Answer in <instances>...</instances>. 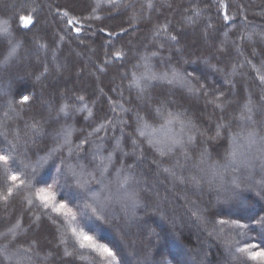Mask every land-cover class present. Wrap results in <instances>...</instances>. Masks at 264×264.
I'll return each mask as SVG.
<instances>
[{
	"label": "snow or ice",
	"instance_id": "1",
	"mask_svg": "<svg viewBox=\"0 0 264 264\" xmlns=\"http://www.w3.org/2000/svg\"><path fill=\"white\" fill-rule=\"evenodd\" d=\"M136 3L137 0H93L89 15L82 17H70L72 9L60 5H56L53 13L52 5H45L44 0H5L0 8V210L4 213L0 215L3 228L0 264H84L85 261L88 264H133L134 259L137 264H149L147 256L139 258L134 244L127 246L132 249L128 251L121 242L106 240L101 233L104 227L115 226L124 235H130L133 227H140L138 213L149 207L147 201L155 196L153 207H160L162 198L156 184L161 176L172 189L181 186L195 193L207 186L208 191H216L218 203L227 202L220 201L219 196L229 191L237 197L242 183L255 186L257 196L264 200V119H257L264 108V74L261 73L264 64L258 68L251 60H245L234 63L230 72L210 65L213 71L225 73V83L230 89L236 88L230 77L243 76L245 67L250 66L261 89L259 103L254 104L251 95L229 101L225 92L210 88L206 78L196 77L194 73L182 74L170 64L165 71H155L152 61L160 56L164 42L179 44L186 34L175 30L172 19L167 16L152 25L151 43L156 45L155 51L149 53L145 46L143 54H139L138 49L133 52L131 39L121 43L115 51H108L130 31H135L140 21H150L153 12L160 14L161 9L166 8L172 13L179 12L186 28L195 30L204 24L200 39L219 40L215 53L223 59L228 52L227 34L220 39L219 29L210 20L205 23V13L214 5L226 25L233 18L228 14L230 5L226 0H187L184 6L182 0L173 7V0H143L137 8ZM45 6L65 24V28L60 29L65 35L75 33L79 37L87 29L90 37L97 33L107 37L102 45L104 58L92 65L91 75L97 81L110 65L124 69L119 72L121 83L111 88L112 93H118V99L99 85L92 93L107 99L103 116L96 114V100L89 103L84 94L86 89L61 88L60 75L65 66L60 61V52L65 35H60L58 40H48L39 30L33 32ZM102 8L115 9L116 15L131 9L124 21L128 26L118 31L108 26L93 30L89 21L105 19L100 15ZM238 9L243 16L242 28L231 43L241 55L245 42L264 41V31H251L245 6L241 4ZM157 41L163 42L156 44ZM80 43L83 44V40ZM183 51V48L176 49L178 53ZM211 58L209 55L204 62L208 63ZM133 59L135 63L131 62ZM83 71L79 70L78 75ZM45 81H49L46 87ZM157 82L182 89L181 99H203L204 112L209 107L211 115L219 111L221 115L213 135H207L213 131L211 123L206 130L198 128L196 117L177 100L153 96L150 90ZM37 85L42 88L41 98L39 106L34 107ZM47 89L51 92L46 95ZM125 90L130 94L128 98L124 96ZM134 102L135 112L132 107L124 106ZM228 107H233L234 111L226 120ZM129 114L135 123L134 134L126 131L131 127L125 118ZM81 115L85 122L95 123V127L89 123L92 130L75 143L74 122H78L77 117ZM117 129L120 138L110 137L109 132L115 133ZM80 131L83 133L84 129ZM127 135H131L132 151L122 153L121 165L117 168L113 158ZM225 138L227 147L221 155L218 150L222 145L215 142ZM113 140L117 141L116 147L105 155L108 151L105 143L111 144ZM37 141H50L51 146L45 143L36 147ZM198 142L202 146L194 157L192 152ZM144 143L155 154L148 171L141 167L146 160ZM90 144L96 145L91 152ZM137 149L140 150L138 156ZM213 151L220 156L219 160L212 159ZM131 156L136 157L134 163H125L123 158ZM137 168L141 170L137 172ZM14 200L19 201L21 211L12 223L9 206ZM189 208L191 216L210 229V236L231 237L224 239L221 264H264V206H260L258 200L247 203L237 200L227 218L223 213H208L196 201H190ZM25 215L29 219L27 227L23 224ZM45 218L50 226L45 225ZM29 233H32L31 238ZM204 264H210L207 254Z\"/></svg>",
	"mask_w": 264,
	"mask_h": 264
},
{
	"label": "trees",
	"instance_id": "2",
	"mask_svg": "<svg viewBox=\"0 0 264 264\" xmlns=\"http://www.w3.org/2000/svg\"><path fill=\"white\" fill-rule=\"evenodd\" d=\"M5 0H0V8L3 7ZM10 2V0H7ZM143 0H137L136 7H140V3ZM182 0H173V7L181 3ZM230 5L228 14L233 17L230 21H223L222 14L218 12L216 7L213 5L211 11L205 13V23L210 22L216 29H219L220 39L225 38L227 34L228 39V52L223 56V59H219L215 53V46L219 44V40L202 41L200 39V33L203 31L204 24H201L198 29L186 28L181 23L180 13H172L168 9H161V13H152L151 20L140 21L135 31H130L127 36L123 37L122 41H117L115 47L109 49L111 53L115 51L121 43L131 39L132 49L135 52L139 50V54L145 52V46L147 51L151 53L155 51L156 45L151 43V28L158 20L162 21L165 16L172 19V23L175 30H183L186 34L180 39L179 44L165 43V47L160 53L158 58L153 59L152 63L155 65V71H165L169 64L175 67L182 74L194 73L196 77L206 78L207 84L212 89H219L225 92L229 101L235 102L240 100L241 97H247L251 95L253 103H259V97L261 89L257 86L258 81L255 80L256 73L250 70V66H246L244 69V75H237L230 77L234 79L236 88L230 89L229 85L225 83L226 76L224 72L213 71L210 65H215L218 68L226 69L231 71L234 63L239 64L245 60H251L258 68L264 64V41L257 40L255 44L245 42L242 47V54L238 55L236 49L232 46V41L236 40L240 34L242 28L243 16L239 13L238 6L243 4L245 6L246 15L248 18V24L253 32L264 31V0H226ZM45 5H52V12H55L56 5L62 7H70V17L75 16H88L90 13V5L93 0H44ZM184 6H187V0H183ZM159 7V4L157 5ZM131 9L128 12H124L122 15H116V10L111 8H102L100 15L104 16L105 19L97 21H89L93 25V30L99 27H110L112 31H118L120 27H127L124 23ZM108 15H112L113 19H107ZM65 28V24L60 21L59 17H55L49 12L47 6H45L43 13L41 14L40 21L37 28L33 29V32L39 30L41 36H45L48 40H58L60 35H65L60 29ZM231 30V31H230ZM67 31V29H65ZM31 35V33L29 34ZM107 37L103 34L97 33L95 37H90L89 31L86 29L83 34L79 37L75 33H68L65 35L63 47L60 52V61L65 66L62 74L60 75V86L61 88H83L86 89L84 94L89 98V103L92 100H96V114L98 116L104 115V110L107 109V99L99 97V94L92 95L93 91L99 87H103L105 92L112 95L114 99H118V93H112L111 88L114 85L121 83L119 72L124 71L123 68H118L115 65H110L106 74L100 76V80L97 81L96 77L91 75L94 71L93 63H98L104 58L105 48L102 47ZM83 40V44L80 41ZM163 41H157L159 44ZM54 46V45H53ZM177 48H183V53L176 52ZM209 55L212 56L208 63L204 60ZM131 56V54H130ZM171 56V60H169ZM192 61H195L193 63ZM135 63L133 59L131 61ZM83 69V73L78 75V71ZM261 73L264 74V68L261 69ZM49 81H45V87ZM126 83V81L124 82ZM190 83H197L191 81ZM37 92V103L34 107L39 106L41 85L36 86ZM152 95L160 99L170 98L178 101L180 105L188 108L189 114L196 117V126L201 130H206L209 123H211L212 132H207V135H213L215 131V124L217 118L221 115L217 111L214 115H211L212 108L209 107L207 112L202 111L204 107L203 99L197 100L195 97L188 99H181L183 90L178 87L170 86L163 82H157L155 86L150 90ZM51 92V89H47L46 95ZM129 92L124 91V96L129 97ZM135 96V93H132ZM241 102H243L241 100ZM125 107H132L135 112V102L132 105L125 104ZM234 108L228 107L225 112V119L229 118V115L233 113ZM30 114L26 112L25 118ZM129 120L131 127L126 131L127 134H134L135 123H133L132 115L125 117ZM257 119H264V108H261V114L257 116ZM78 122H74L75 129L77 130L73 135L75 143H79V138H82L84 134L90 132L92 129L88 127L89 123L95 127V123L83 120V115L77 117ZM71 122V121H70ZM20 126L23 127V122H19ZM53 127H59L54 125ZM84 129L82 133L80 130ZM115 135L118 139L121 136L119 129L115 133L109 132V136ZM45 143L51 146L50 141H37L36 147H42ZM216 144H221L219 152L223 155L224 149L227 147V139L218 140ZM117 141L113 140L111 144L105 143L107 152H112L116 147ZM202 145L198 142L196 149L193 150L192 155L195 157L198 154L199 148ZM96 147L95 144L89 145V151ZM215 147V145H213ZM119 152L114 155L115 167L119 168L121 165L122 153L131 152V135H127V138L120 142ZM144 152L146 160L141 166L143 170L148 171L149 165L155 154L151 149L148 148L147 143H144ZM43 154V153H42ZM140 154V150L137 149L136 155ZM91 158V157H89ZM135 156L123 158L127 164H132L135 161ZM213 160H219L220 156L216 155V152L212 153ZM168 163V162H166ZM141 168H137L139 172ZM154 170V168H153ZM258 178V177H257ZM157 190L159 191L160 207L154 208L153 205L156 201V197L153 196L151 200L147 201L149 207L141 210L138 215L141 218L140 227H133L130 235H124L120 228L113 226L112 228L104 227L102 229V235L106 240H116L121 242L126 247L129 245H135L136 251L139 253V258L147 256L149 264H204V257L207 254L208 261L210 264H221L224 258V239H230L226 237L220 239L215 235H209V230L204 225L197 222L195 218L191 216L189 208L190 201H196L200 208L207 209L208 213L219 212L223 213L225 218L228 217L229 212L233 206L237 203V200L247 203L252 200H258L260 206H264V200H260L257 196L258 189L255 186H249L246 183L241 184V189L238 192L237 197H233L229 191L219 196L220 201H227L218 203V196L216 191H208L205 186L203 191L193 193L187 191L185 188L178 186L175 189L170 187V184L163 176L160 177L159 182L156 184ZM9 210L13 213L11 222H15V217L20 215L21 205L18 200H14L9 206ZM0 215H4L3 211L0 210ZM29 223L28 216L25 215L23 224L27 227ZM45 225H49L47 218L44 220ZM123 227V225H121ZM3 228L0 227V231ZM54 230V229H53ZM155 233L156 235H153ZM32 233H29L31 238ZM21 239H24L22 236ZM105 241H101L106 242ZM128 251H132L131 247H127ZM84 264H88L87 261ZM133 264H137L136 259L133 260Z\"/></svg>",
	"mask_w": 264,
	"mask_h": 264
}]
</instances>
